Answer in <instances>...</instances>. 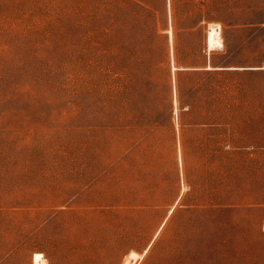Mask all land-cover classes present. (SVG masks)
Instances as JSON below:
<instances>
[{
	"label": "rangeland",
	"instance_id": "374dc122",
	"mask_svg": "<svg viewBox=\"0 0 264 264\" xmlns=\"http://www.w3.org/2000/svg\"><path fill=\"white\" fill-rule=\"evenodd\" d=\"M0 264H264V0H0Z\"/></svg>",
	"mask_w": 264,
	"mask_h": 264
},
{
	"label": "trees",
	"instance_id": "16d2710c",
	"mask_svg": "<svg viewBox=\"0 0 264 264\" xmlns=\"http://www.w3.org/2000/svg\"><path fill=\"white\" fill-rule=\"evenodd\" d=\"M228 68H230V67H228V66H211V70L206 71L204 74L224 75V74H226L225 72H226V69H228ZM218 95H219V98L217 100V104L220 106V109H219L218 112L221 113V115L223 116V115H225V114H227L229 112V110L227 109L228 108V103H229V101H227V100H229V99L226 98L227 95L225 94L224 90L219 91ZM179 102L181 104V111H182V110H184L185 107H184V102H183V100L181 98V95L179 97ZM190 108H191V106H190ZM192 113L196 116V118L200 116V112L199 111L198 112L197 111L196 112H192ZM185 114L186 113L182 112L181 120H182V118L184 117ZM220 124H222V125H220ZM220 124L217 125L218 127H217L216 131H218L219 134H225L227 132V129L223 128V126H224L223 123H220ZM195 125H199V124H195ZM220 126H222V129H220Z\"/></svg>",
	"mask_w": 264,
	"mask_h": 264
},
{
	"label": "bare ground",
	"instance_id": "6f19581e",
	"mask_svg": "<svg viewBox=\"0 0 264 264\" xmlns=\"http://www.w3.org/2000/svg\"><path fill=\"white\" fill-rule=\"evenodd\" d=\"M209 48L210 50L213 48H217L221 46V42L219 40V36L221 34L220 26H211L209 29Z\"/></svg>",
	"mask_w": 264,
	"mask_h": 264
}]
</instances>
